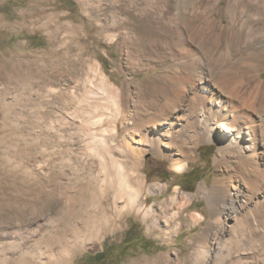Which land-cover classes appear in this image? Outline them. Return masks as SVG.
<instances>
[{
	"label": "bare ground",
	"instance_id": "obj_1",
	"mask_svg": "<svg viewBox=\"0 0 264 264\" xmlns=\"http://www.w3.org/2000/svg\"><path fill=\"white\" fill-rule=\"evenodd\" d=\"M219 3L191 1L184 14L169 0H82L79 26L55 28L53 16H47L49 25L43 26L53 30L52 47L23 73L41 81L39 94L52 80L63 86L54 90L53 101L67 110L60 112L61 120L76 128L78 143L89 150L82 159L88 180H98V195L83 230H101L111 215L130 211L151 230L162 224L169 236L181 228V216L195 199L206 201L207 225L191 240L188 255L177 253L173 264H264V79L259 72L264 70V0L229 1L224 8ZM216 29L220 34L209 44ZM67 30L70 43L60 38ZM221 36L231 49L220 50ZM101 45L117 47L120 56L113 66L125 80L105 72ZM18 57L6 61L11 77L19 76ZM151 71L158 73L148 81L136 79ZM95 143L99 149L91 146ZM203 143L217 145L212 187L202 183L194 194L176 188L167 201L148 205V197L162 196L166 189L147 186L145 154L160 155L174 173L183 174ZM53 179L39 178L37 193L27 192L33 197L24 200L29 211L8 206L10 213H0V264H63L72 251L66 245L57 252L52 244L44 250L40 243L30 245L33 234L21 228L26 216L51 207L53 194L46 188ZM204 217L191 214L190 223L196 227ZM6 224L17 228L5 229ZM55 233L59 247L71 235L68 228ZM170 262L159 256L132 264Z\"/></svg>",
	"mask_w": 264,
	"mask_h": 264
},
{
	"label": "rangeland",
	"instance_id": "obj_2",
	"mask_svg": "<svg viewBox=\"0 0 264 264\" xmlns=\"http://www.w3.org/2000/svg\"><path fill=\"white\" fill-rule=\"evenodd\" d=\"M169 1L177 12L185 14L191 1H199L198 5L201 6L202 2L208 0ZM229 1L244 5L255 0H220V7L224 8ZM81 2L82 0H0V213H10L8 206H19L24 212L29 211L28 206L23 205L24 200L32 197L30 194L37 193L39 178L47 181L54 178L53 183L46 188L53 194L51 207L37 211L33 216H26L21 225L28 236L33 234L28 242L30 245L40 243L44 250V247L52 244L50 247L55 252L64 249L65 245L72 247L63 264L89 263L93 255L104 249L107 253L104 264H132L140 259L159 256L167 257L173 264L177 253L188 255L190 242L207 225L210 211L206 201L195 199L181 216V228L169 236L165 234L162 224L158 229L151 230L148 223L130 211H123L120 217L111 215L112 220L101 230H83L85 216L95 208L98 195V180L95 177L93 182L88 180L82 159L89 150L78 143L76 128L61 120L60 112L66 114L67 110L53 101L54 90L59 92L63 86H56L52 80L45 92L39 94L38 86L41 81L23 75L31 68L29 62L41 63L44 55L41 53L52 47L53 30L47 27V16H53L51 24L55 28L79 26L84 19ZM215 18L222 25H228V20L220 14H216ZM201 22L199 20L197 26L202 27ZM44 24L47 25L43 26ZM62 32L61 41L70 43L71 30ZM216 34H220L219 29L213 30V35L210 33L209 44ZM144 37L152 39V36ZM222 37L224 36H221L220 50L231 49L228 39ZM71 45L73 47L75 43ZM101 51L105 72L115 80H125L127 77L119 76L113 66V62L120 56L117 47L107 48L101 45ZM16 56H19L21 70L19 76L11 77L5 65L6 61L16 59ZM33 67L34 65L32 69ZM259 72L264 79L263 68H259ZM156 73L158 71L140 73L136 79L148 81ZM91 146L99 149L97 143ZM216 147L215 144H201L197 150L198 158L189 164L183 174L174 173L169 162L160 155L146 153L142 175L146 178L147 186L163 191L166 189L162 196L148 197L147 204L167 201L176 188L187 194H194L202 183L211 188L214 182L213 157ZM31 206L36 208V205ZM111 207L109 205L108 208ZM190 213L205 216L206 222L194 227L190 223ZM11 224L3 227L9 230L17 228ZM65 228H68L71 235L60 244V248L54 244L57 235L55 230ZM129 234L132 235L129 238L133 240L129 244L123 243Z\"/></svg>",
	"mask_w": 264,
	"mask_h": 264
},
{
	"label": "trees",
	"instance_id": "obj_3",
	"mask_svg": "<svg viewBox=\"0 0 264 264\" xmlns=\"http://www.w3.org/2000/svg\"><path fill=\"white\" fill-rule=\"evenodd\" d=\"M130 236L132 235L129 234V236L124 240L123 243L129 244L133 240V238H129ZM105 251L106 249H104L102 252L96 253L95 255H93L92 261L85 264H104L107 260V253Z\"/></svg>",
	"mask_w": 264,
	"mask_h": 264
}]
</instances>
